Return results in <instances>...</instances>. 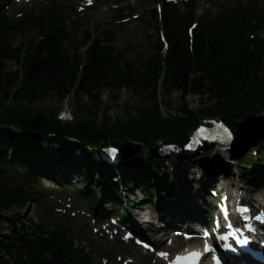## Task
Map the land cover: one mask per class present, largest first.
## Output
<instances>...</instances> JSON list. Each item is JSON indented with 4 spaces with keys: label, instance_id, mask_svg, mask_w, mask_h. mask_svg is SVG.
Listing matches in <instances>:
<instances>
[{
    "label": "trees",
    "instance_id": "1",
    "mask_svg": "<svg viewBox=\"0 0 264 264\" xmlns=\"http://www.w3.org/2000/svg\"><path fill=\"white\" fill-rule=\"evenodd\" d=\"M193 4L194 1L190 6ZM261 13L255 7L225 16L221 23L230 27L222 32H217V28L215 32L199 29L193 44L186 31L188 13L165 16L170 40L167 54L163 59L159 42L156 53L143 61V70H139L133 68L134 61L126 59L127 48L119 51L111 43L103 44L90 29L77 41L68 37L67 24L57 3L40 19L34 34L20 45H12L10 39L19 27L18 20L11 19L4 6H0V140L10 142L9 151L0 149V264H96L93 249L73 248V229L61 219L48 221L40 216L38 221L26 224L23 220L18 222L14 215L8 216L14 207L21 209L39 200L28 179L33 170L42 169L37 155L42 153L39 145L23 136H14L12 128L20 129L30 139L56 135L97 142L105 138L131 146L136 140L153 144L158 137L170 139L173 135L180 140L199 114H218L232 125L245 145L252 142V136L263 140L264 133H258L264 129L253 132L246 140L247 133L257 125L252 116L264 109V41L250 39L245 30L252 20L262 19ZM234 21L240 26H231ZM41 34L44 36L39 39ZM8 60H14L18 68L9 70ZM160 87L167 94L179 90L184 100L166 117L161 114ZM124 88H131L142 104L124 103L126 119L109 115V105L102 124H98L94 116L103 103L105 89L117 102ZM70 94L74 95L79 112L72 125L62 124L57 118L59 107L37 106L33 102L42 95H54L64 101ZM190 95L199 98L198 112L187 101ZM169 106L166 101V107ZM67 150L69 146L63 145L60 156H65ZM240 152V147L233 150L235 157ZM83 157L85 153L80 154ZM89 163L91 166L82 165L86 178L82 187L97 199L105 190L113 193L138 184L137 180L124 184L117 182L118 177L109 178L127 164L109 167ZM156 173L151 176L145 172L155 185L161 186L168 170L159 169ZM99 180L105 182L104 187L97 185ZM211 184V173L205 172L201 185L207 188ZM145 188L147 194L153 190L150 184ZM121 199L131 203L128 197L121 195ZM3 222L8 223L6 227Z\"/></svg>",
    "mask_w": 264,
    "mask_h": 264
},
{
    "label": "rangeland",
    "instance_id": "2",
    "mask_svg": "<svg viewBox=\"0 0 264 264\" xmlns=\"http://www.w3.org/2000/svg\"><path fill=\"white\" fill-rule=\"evenodd\" d=\"M70 8L65 11V17L68 25L71 28L77 30L79 28V36H81L82 31L85 29H91L94 32V37L99 38L103 44L111 43L118 50H122L128 47L126 58L128 61H134L133 68L136 66H141V62L148 60L151 55L156 51V44L159 41L158 37V24L154 18V5L159 3L161 0H97V5L86 11H79L80 8L76 5L84 4L83 0H68ZM25 12H32L35 17L44 13L47 9L46 1L44 2H32L26 6ZM178 7L181 11H187V4L179 2ZM237 7H247L253 8L257 7L260 10H264V0H197L195 3V13L198 18L204 17L205 14L210 12H220V11H233ZM104 11L106 16L100 17L99 11ZM134 15H138L135 18ZM158 19L160 15L158 14ZM128 18V22H123L124 19ZM35 33L34 24L26 25L22 31L16 33V35L11 39V43L15 46L20 45L25 39ZM7 68L9 70H14L18 68L17 63L14 60L7 61ZM163 75V73H162ZM159 99L162 103L166 101L170 102L171 107H179L183 104L184 100L182 94L179 90H174L171 94H167L162 88L159 91ZM192 108H197L201 106L198 96L190 95L187 98ZM37 106L42 104L48 105L52 108L59 107L60 111H65L71 115H76L78 117V110L75 107L76 99L73 94H70L64 101L59 100L54 95H42L37 97L33 101ZM85 102L90 104V100L85 98ZM126 102H131L134 104H142V100L133 93L131 88H124L122 90L121 99L115 102L110 96V90L105 89L103 92V103L99 108V112L95 115V121H100L105 116V108L111 106L108 114L113 118L123 117L127 118L126 113L123 109V105ZM8 147V145H5ZM4 149V148H3ZM57 171L56 169H54ZM174 168L170 169L173 171ZM190 172L197 171V168L190 169ZM241 171V168L239 169ZM186 171V170H185ZM241 173V172H240ZM82 173H72L68 174L72 182L80 181L82 179ZM198 175V174H197ZM37 179L34 181L35 188L44 195L41 204L32 203L30 206L22 209H15L11 215L20 217L26 224H30L31 221H36L42 214H53L58 215L56 208L64 206L62 202H71L73 204V213L71 218V224L76 227L79 223H83L86 226L92 225L91 219L88 217L89 208L86 201H84L80 195L73 191L72 189L62 190L58 186L53 185L48 182L42 176L36 174ZM234 179L236 182L238 179L236 177H230L232 182ZM126 178L122 177L121 182H125ZM230 182V183H231ZM216 184V183H214ZM247 191L253 193L255 197L264 198V185L255 188L254 185L248 188L245 182H241ZM262 187V188H261ZM228 190H233L228 187ZM135 195L142 196L141 187L137 185L133 189V193L130 197ZM54 198V200L51 198ZM260 198L258 200H260ZM197 203H201V198L199 195L195 198ZM58 201V204L54 205ZM141 202V201H140ZM54 205L55 212L52 213L50 209ZM142 205L145 209H140L141 203L136 207V212L138 213L139 219L146 225H151L153 220L156 221L154 204L148 201H144ZM108 206V205H107ZM182 216V214H181ZM7 226V222L2 223ZM87 230H89L87 228ZM101 238L99 236L95 237V242H99ZM87 244V242H84Z\"/></svg>",
    "mask_w": 264,
    "mask_h": 264
},
{
    "label": "bare ground",
    "instance_id": "3",
    "mask_svg": "<svg viewBox=\"0 0 264 264\" xmlns=\"http://www.w3.org/2000/svg\"><path fill=\"white\" fill-rule=\"evenodd\" d=\"M99 16L100 17H104V16H106V14H105L104 11H101L100 10L99 11ZM86 166H91V163H87ZM75 172H81L82 173V171H75ZM222 173H223V171H222ZM119 174H124V171L123 170H120L119 171ZM217 182H218V184H220L219 181H217ZM239 189H241V191L243 192V194H245L247 200H249V201H259L258 199L260 197L259 198L258 197H255L250 191H246V189H244L243 187H241V188L239 187ZM232 192H235V191L233 190ZM194 197L196 198L197 195H195ZM194 197H193V194H191V195H189L187 197V199H186V201L188 202L187 205H194L196 203V199ZM180 219H181L180 217L173 216V220L171 222L176 221V220H180ZM4 227H6V226H4ZM157 263L158 264H163L164 263V260L158 259L157 260Z\"/></svg>",
    "mask_w": 264,
    "mask_h": 264
},
{
    "label": "snow or ice",
    "instance_id": "4",
    "mask_svg": "<svg viewBox=\"0 0 264 264\" xmlns=\"http://www.w3.org/2000/svg\"><path fill=\"white\" fill-rule=\"evenodd\" d=\"M205 250L210 251L211 246L205 244ZM160 255L162 257H166L168 254L161 252ZM200 256H201V253L199 251H191V252H188L186 255H178L173 261V264H197Z\"/></svg>",
    "mask_w": 264,
    "mask_h": 264
}]
</instances>
